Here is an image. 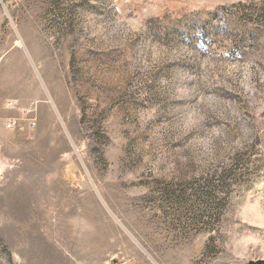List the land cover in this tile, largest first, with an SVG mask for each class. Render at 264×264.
Listing matches in <instances>:
<instances>
[{
	"label": "rangeland",
	"instance_id": "rangeland-1",
	"mask_svg": "<svg viewBox=\"0 0 264 264\" xmlns=\"http://www.w3.org/2000/svg\"><path fill=\"white\" fill-rule=\"evenodd\" d=\"M0 264H264V0H0Z\"/></svg>",
	"mask_w": 264,
	"mask_h": 264
},
{
	"label": "bare ground",
	"instance_id": "bare-ground-1",
	"mask_svg": "<svg viewBox=\"0 0 264 264\" xmlns=\"http://www.w3.org/2000/svg\"><path fill=\"white\" fill-rule=\"evenodd\" d=\"M53 92L55 93L58 90V87H53Z\"/></svg>",
	"mask_w": 264,
	"mask_h": 264
},
{
	"label": "built area",
	"instance_id": "built-area-1",
	"mask_svg": "<svg viewBox=\"0 0 264 264\" xmlns=\"http://www.w3.org/2000/svg\"><path fill=\"white\" fill-rule=\"evenodd\" d=\"M8 127H11V124H8Z\"/></svg>",
	"mask_w": 264,
	"mask_h": 264
}]
</instances>
